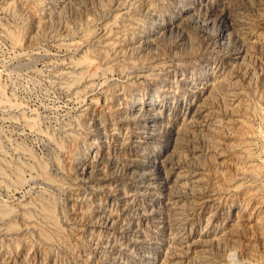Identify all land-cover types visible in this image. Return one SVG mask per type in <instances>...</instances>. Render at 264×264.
Listing matches in <instances>:
<instances>
[{
  "label": "rangeland",
  "instance_id": "obj_1",
  "mask_svg": "<svg viewBox=\"0 0 264 264\" xmlns=\"http://www.w3.org/2000/svg\"><path fill=\"white\" fill-rule=\"evenodd\" d=\"M0 264H264V0H0Z\"/></svg>",
  "mask_w": 264,
  "mask_h": 264
},
{
  "label": "bare ground",
  "instance_id": "obj_2",
  "mask_svg": "<svg viewBox=\"0 0 264 264\" xmlns=\"http://www.w3.org/2000/svg\"><path fill=\"white\" fill-rule=\"evenodd\" d=\"M15 41V40H14Z\"/></svg>",
  "mask_w": 264,
  "mask_h": 264
}]
</instances>
